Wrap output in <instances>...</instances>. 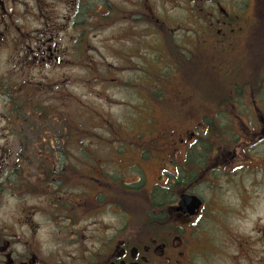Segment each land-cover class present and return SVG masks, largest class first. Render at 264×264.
I'll use <instances>...</instances> for the list:
<instances>
[{
  "label": "flooded vegetation",
  "instance_id": "1",
  "mask_svg": "<svg viewBox=\"0 0 264 264\" xmlns=\"http://www.w3.org/2000/svg\"><path fill=\"white\" fill-rule=\"evenodd\" d=\"M6 66L0 154L34 155L35 163L0 158V264L250 260L251 241L217 244L203 221L227 216L220 197L209 206L207 196L226 194L231 185L243 209L258 193L264 199V0H0V69ZM75 68L93 74L85 82L90 95L91 82L129 92L133 116L145 93L144 113L156 132L149 155L139 148L135 161L157 169L156 179L141 181L143 189L149 184L147 195H138L139 178L128 182L117 169L83 170L89 183L76 194L79 165L38 161L37 150L46 146L37 138L40 124L75 118L71 111L45 112L42 100L56 92L62 107L75 101ZM49 70L39 80L27 76ZM67 73L72 77H59ZM11 74L22 79L8 83ZM158 122L170 123L169 131L161 133ZM24 123L35 125L25 131ZM245 176L254 177V191ZM184 196L198 198L200 208L183 209ZM37 197L49 211L28 205ZM102 212L109 221L85 219ZM227 249L235 250L231 258H214Z\"/></svg>",
  "mask_w": 264,
  "mask_h": 264
},
{
  "label": "rangeland",
  "instance_id": "2",
  "mask_svg": "<svg viewBox=\"0 0 264 264\" xmlns=\"http://www.w3.org/2000/svg\"><path fill=\"white\" fill-rule=\"evenodd\" d=\"M5 69H7V66L6 68L0 69V82L3 79L5 80V77H3ZM49 72L53 71L49 70L42 73L36 72L31 75H25L30 79L39 80L43 74ZM61 75L63 76H59L60 78L72 77L68 73ZM8 77L10 78L7 82L11 84H16L22 79L18 74H11L8 75ZM49 77L59 78L56 74H51ZM75 77L77 82L70 87L72 94L77 97L75 101H71L66 107H62L60 102L56 101V95L58 94L56 92L49 94L51 101L47 100L48 97H44V100H42L43 103L47 104L44 106L45 112L54 115L55 113H69V111H71L75 118L72 121L63 122L45 119L44 122L40 124L42 134L41 137L37 135V138L40 142L44 140L43 143L46 146L43 150H37L41 151L42 154L39 156L38 161H43L45 165L64 161L79 165L80 167L78 168L82 169V174L75 180L76 189H74V192L76 194L81 192L79 191V186L89 183V178L83 176V170H85V172L92 171L91 173L95 175H97L96 171L99 172L101 169L112 175H116L120 172L123 174L122 179L128 182L135 181L139 178L140 182L135 183L137 186H140L142 184L141 181L144 179L150 182L156 179L157 169L155 167H152L147 162L137 163L135 161V157H140L139 148L146 147L143 148V150L146 151H141V155L144 153L149 155L151 147H153L150 137L156 132V129L151 126L153 123L150 122L151 120L146 116L147 113H144L147 105V99L143 97L145 93H140V102L143 103L144 108H139V114L133 116L131 108L129 107L130 103L128 102L131 100L129 97L131 94L129 92L115 91L108 87L107 84L101 83L98 85L91 82L92 85L88 87H91L93 93L90 95L85 82L90 81L93 74L79 72V69L75 68ZM114 77L115 75H113V78ZM1 90L2 88L0 87V91ZM51 90L52 89H50V91ZM170 96L169 94V97ZM38 98L40 100L42 99L41 96H38ZM167 106H171V103L167 102ZM128 119L132 120V122H129L130 127L122 131L120 126L123 122L128 121ZM3 120L0 108V130L6 125V123L3 125ZM169 124L170 123L167 122H158V130L161 133L169 131ZM181 124L182 126H186L189 123ZM34 125L35 124L32 123H24L23 128L26 131ZM119 133L121 136H119ZM123 135L127 138L122 137ZM134 135L135 139H128ZM12 141L16 143L14 139ZM13 146H17V144H13ZM92 146L93 149L91 148ZM17 154L16 151L8 155L0 154V158L4 157V161L10 164H16L18 161L27 162L21 164V166L35 163L33 161L34 155L18 156ZM140 164L142 165V169L138 170ZM116 169L118 172H115ZM247 175L249 174L247 173ZM118 177L119 176H116V178ZM252 179L254 180L253 176H245L243 181L251 183ZM148 185V183H145L144 189L140 186L138 195H147ZM136 187H134V189H136ZM251 189L252 191L255 190L252 183ZM226 191L227 190H225V192ZM44 195L47 194L44 193ZM219 195L218 193H211V196H207L209 206H211V201L213 199L218 200L220 197L222 211H224L227 216L205 219L203 221L205 226L203 232L206 234L208 233L210 238H213L215 235L214 240L217 244H231L234 240L243 241V238H245L246 241H251L253 246L250 252V260L246 264H264V241L259 238V236L264 238V233L261 234L259 228L264 227V199L260 198V194L258 193L255 196H257L259 200H253L249 209H243L238 204L237 189L232 185L226 194L221 192ZM28 205L38 206L49 211V202L39 197L36 199H29ZM139 205L142 204L139 203ZM235 207H237L235 211L239 212V210H244L246 213L242 215L235 214ZM88 218H97L106 222L110 220V217L106 216L105 212L89 214L85 219ZM91 222L92 221H85V224L89 225ZM208 248L211 251L213 250L212 246ZM234 253V249H227L215 254L214 258L228 259L231 258Z\"/></svg>",
  "mask_w": 264,
  "mask_h": 264
},
{
  "label": "water",
  "instance_id": "3",
  "mask_svg": "<svg viewBox=\"0 0 264 264\" xmlns=\"http://www.w3.org/2000/svg\"><path fill=\"white\" fill-rule=\"evenodd\" d=\"M181 207H190L189 210L199 209L201 206V201L196 197L184 196L181 200Z\"/></svg>",
  "mask_w": 264,
  "mask_h": 264
}]
</instances>
